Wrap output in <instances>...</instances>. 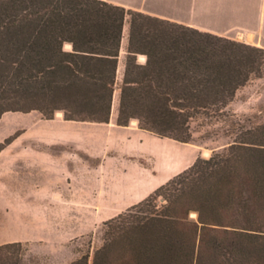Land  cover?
I'll return each instance as SVG.
<instances>
[{
	"label": "trees",
	"instance_id": "trees-1",
	"mask_svg": "<svg viewBox=\"0 0 264 264\" xmlns=\"http://www.w3.org/2000/svg\"><path fill=\"white\" fill-rule=\"evenodd\" d=\"M263 76L262 47L103 0H0V118L61 112L107 124L117 93V126L136 120L188 144L194 125L219 124L212 134L229 139L104 222L91 262L85 253L70 264H264V122L226 112L238 89ZM21 256V243L0 245V264Z\"/></svg>",
	"mask_w": 264,
	"mask_h": 264
},
{
	"label": "crops",
	"instance_id": "crops-1",
	"mask_svg": "<svg viewBox=\"0 0 264 264\" xmlns=\"http://www.w3.org/2000/svg\"><path fill=\"white\" fill-rule=\"evenodd\" d=\"M103 1L264 48V0ZM63 49L68 51L71 46L64 44ZM137 61L144 63L145 58L138 56ZM56 113L51 120L37 117L34 111L7 112L0 118V142L17 134L0 151L1 235H7L11 221L28 220L27 215L34 213L61 223V228L46 225L32 229L29 236L40 240L72 237L69 233L79 221H109L190 166L176 142L140 130L136 120L126 127L117 126L113 110L107 124L65 121L61 112L59 117ZM123 138L147 161L155 163L158 155L164 159L177 153L183 166L163 182H158L154 165L144 169L132 165L112 180L105 175L103 162H96L100 166L97 174L88 168L92 165L87 163L95 165L93 157H102Z\"/></svg>",
	"mask_w": 264,
	"mask_h": 264
},
{
	"label": "rangeland",
	"instance_id": "rangeland-1",
	"mask_svg": "<svg viewBox=\"0 0 264 264\" xmlns=\"http://www.w3.org/2000/svg\"><path fill=\"white\" fill-rule=\"evenodd\" d=\"M127 28L128 25L126 20L124 23V36L120 45L117 80L120 79L123 71L121 66L124 62L127 42ZM236 41L241 42L239 40ZM114 97L115 100L111 110H113L114 115H116L117 93H115ZM226 112L237 118L247 119L249 121L247 122L248 126L263 123L264 76L260 79L251 80L245 86L238 89L232 102H230L227 106ZM36 116L41 117L39 115ZM12 119H14V116ZM218 127H220L219 124L210 126L204 125L199 127L194 125L192 141L188 144H175L179 151L184 153L185 164L191 165L197 158L207 159L212 154V151L222 148L229 142V139L221 134H212V131ZM132 150L130 142L123 138L118 143V146H109L102 157H93L92 159L95 165H93L92 162L87 163L92 165L88 168L90 170H94L97 174L100 170V166L96 164V162H103L104 173L112 180L117 173L120 175L126 173L127 169L132 165L140 169L152 168L154 165V169L155 166H162L163 163H165L164 161H161L156 164V162L147 161L146 158L137 154L138 152ZM174 156H176L177 159L174 162V170L166 176H158V182H163L170 176H173L180 171L184 161L179 158L177 153H174ZM170 165L173 166L172 164ZM164 166H166V164H164ZM38 208L39 207H32V210H38ZM81 213L82 211L80 208V215ZM27 216L30 217V219L24 221H11V226L7 228L6 236L1 235L0 233V245L17 242L21 243V264H70L72 261L80 258L85 253H89V262H91L94 249L101 243V228L104 222L79 221L77 226H73V231L69 233L73 235L72 237L67 236L61 239L40 240L29 236V231H32V229L37 230L46 225H50L53 229H60L61 223L56 221H46L44 219V215L40 216L39 214L30 213ZM18 217L19 216H17V218ZM71 251L73 253L72 260L69 259Z\"/></svg>",
	"mask_w": 264,
	"mask_h": 264
},
{
	"label": "bare ground",
	"instance_id": "bare-ground-1",
	"mask_svg": "<svg viewBox=\"0 0 264 264\" xmlns=\"http://www.w3.org/2000/svg\"><path fill=\"white\" fill-rule=\"evenodd\" d=\"M57 116H60V113H56ZM207 155V154H206ZM156 164L161 162V161H164L165 163H163L162 166H155V171L157 173L158 176H166L168 175L169 173H171L173 170H174V162L177 160L176 159V156H173V157H166L164 159H162L160 157V155L156 156ZM164 164H166V166H164ZM170 164H172L173 166H171Z\"/></svg>",
	"mask_w": 264,
	"mask_h": 264
},
{
	"label": "water",
	"instance_id": "water-1",
	"mask_svg": "<svg viewBox=\"0 0 264 264\" xmlns=\"http://www.w3.org/2000/svg\"><path fill=\"white\" fill-rule=\"evenodd\" d=\"M192 216H194V215H192Z\"/></svg>",
	"mask_w": 264,
	"mask_h": 264
}]
</instances>
